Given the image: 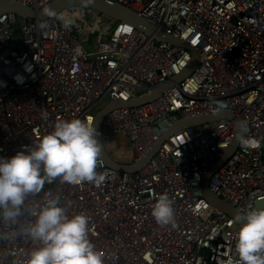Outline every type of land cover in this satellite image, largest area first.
Wrapping results in <instances>:
<instances>
[{"label":"built area","instance_id":"2783aa9c","mask_svg":"<svg viewBox=\"0 0 264 264\" xmlns=\"http://www.w3.org/2000/svg\"><path fill=\"white\" fill-rule=\"evenodd\" d=\"M36 10L50 0H16ZM128 7L155 29L197 53L194 70L152 100L109 110L99 134L126 136L131 161L142 158L178 118L216 114L217 104L247 124L258 148L237 143L207 180L210 192L238 212L264 207V0H106ZM75 19H28L0 13V157L34 146L59 120L92 116L103 97L136 98L168 80L189 52L158 42L125 22L104 36L99 16L80 8L57 12ZM46 24V28H40ZM127 29V31H125ZM233 119L185 127L163 140L135 172L107 167L105 182L45 184L69 214L89 218V238L106 264H236L238 223L202 196L200 179L229 145ZM242 134V133H241ZM173 201L176 227L157 224L156 198ZM44 193L30 200L42 201ZM30 240L0 246V264H25Z\"/></svg>","mask_w":264,"mask_h":264},{"label":"clouds","instance_id":"9594fccd","mask_svg":"<svg viewBox=\"0 0 264 264\" xmlns=\"http://www.w3.org/2000/svg\"><path fill=\"white\" fill-rule=\"evenodd\" d=\"M84 2L85 0H82V3ZM80 9L85 14L86 10L90 12L85 18L91 15L99 16V13L90 9ZM43 13L49 18L58 19L65 29H70L75 24L71 15L58 14L51 7H45ZM116 22L124 21L115 20ZM39 27L46 28L47 25L40 24ZM179 47L189 52V61L184 66L186 67L191 60V52L182 46ZM178 83L171 82L170 85ZM108 100L110 99L106 98L101 106ZM93 106L92 116L83 120H59L54 124L53 130L40 137L34 146L25 145L24 150H18L8 158L0 157V246L14 244L19 238L30 240L33 247L26 253L25 264H106L104 253L97 250L89 238L88 216L84 213L69 214L61 204L58 194L52 191L44 192L45 184H52L57 179L61 184L69 185L88 182L100 186L105 182L106 173L97 171L102 139L100 137V141L93 117L101 106L95 110ZM225 107L222 102L217 104V110ZM239 126L242 130L240 143L247 148H258L257 139L243 134L248 131L247 124L242 121ZM41 193H44L42 201L30 207V200ZM151 215L161 226L176 227L173 201L167 193H162L156 198ZM240 217L241 214H237L236 222L240 221ZM235 236V252L238 257L236 264H264V207L244 212L243 222L238 223Z\"/></svg>","mask_w":264,"mask_h":264},{"label":"water","instance_id":"95a60500","mask_svg":"<svg viewBox=\"0 0 264 264\" xmlns=\"http://www.w3.org/2000/svg\"><path fill=\"white\" fill-rule=\"evenodd\" d=\"M45 7H51L55 9L57 12L64 10L68 7H80V8L90 9L94 12L109 17L113 20L128 22L135 29L143 32L146 35L151 36L156 41H164L170 44H177L179 46L188 49L191 52V60L189 64L186 67H184L181 71H179L177 74L171 76L168 81H165L163 83L151 87L147 93L133 99H128L126 101H122L120 99H110L105 104H103L99 109H97L93 114V117H94V126L97 128L98 132H99V126L101 120L109 110L122 106L139 105L157 97L163 89H165L170 85L171 82L178 83L183 77L188 75L196 66L197 63L196 53L191 47H188L182 40L172 35L163 33L159 30H154L153 25L149 21H147L145 18L141 16H138L134 11L130 10L129 8L117 2L109 3L106 0H85V2L82 3V0H50L42 8L37 10H32L15 0H0V13L12 12L14 14H17L21 17L28 19L49 18L43 13V9ZM221 118L232 119V114L226 110H220L216 114H206V115L178 118L177 120L171 122L170 125L164 129V131L159 135L156 142L153 144L152 148L149 151H147L142 158L134 162H131L129 164H122L112 160L106 154L99 134V139L101 141L100 158L102 162L109 168H112L119 172H135L139 170L145 164V162L149 160V158L157 150L159 144L173 132H176L185 127H192L195 125H199L202 123L210 122ZM233 124L235 130L230 144L219 155L216 163L211 168L207 169L205 173L201 176L200 188L203 198L208 203L217 207L220 211L228 215L234 221H236L237 214H241L240 221L237 223H242L243 213L238 212L229 204L222 201L220 198H218L216 195L210 192L206 186L209 175L212 172H214L229 156V154L232 152V150L234 149L237 143V139L242 133V130L239 126L240 121L238 119H233Z\"/></svg>","mask_w":264,"mask_h":264},{"label":"rangeland","instance_id":"374dc122","mask_svg":"<svg viewBox=\"0 0 264 264\" xmlns=\"http://www.w3.org/2000/svg\"><path fill=\"white\" fill-rule=\"evenodd\" d=\"M86 10V14H89ZM88 19V18H87ZM115 20L99 15L98 25L104 36H108L111 29L113 28ZM106 101V98H102L101 102L93 106V110L101 106L103 102ZM102 144L106 154L114 161L120 162L122 164H128L131 161V151L129 148V143L123 134L116 132L113 135H110L102 139ZM264 145V142H263Z\"/></svg>","mask_w":264,"mask_h":264},{"label":"snow or ice","instance_id":"6c2138e0","mask_svg":"<svg viewBox=\"0 0 264 264\" xmlns=\"http://www.w3.org/2000/svg\"><path fill=\"white\" fill-rule=\"evenodd\" d=\"M125 31H127V29H125Z\"/></svg>","mask_w":264,"mask_h":264},{"label":"trees","instance_id":"16d2710c","mask_svg":"<svg viewBox=\"0 0 264 264\" xmlns=\"http://www.w3.org/2000/svg\"><path fill=\"white\" fill-rule=\"evenodd\" d=\"M99 15H101V14H99Z\"/></svg>","mask_w":264,"mask_h":264}]
</instances>
